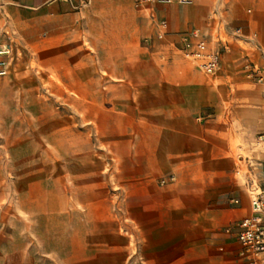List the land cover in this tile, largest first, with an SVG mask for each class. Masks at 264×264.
I'll return each mask as SVG.
<instances>
[{"label": "crops", "instance_id": "0c3cea01", "mask_svg": "<svg viewBox=\"0 0 264 264\" xmlns=\"http://www.w3.org/2000/svg\"><path fill=\"white\" fill-rule=\"evenodd\" d=\"M36 17L46 32L77 25L94 39L104 33V46L134 68L110 72L118 82L109 79L108 89L134 96L126 106L137 113L131 155L149 263L237 264L236 231L226 229L252 211L245 181L264 183V86L243 68L264 64V0H0V26L31 27ZM162 19L169 33L161 40ZM192 29L227 47L216 76L176 52ZM127 82L133 87H122Z\"/></svg>", "mask_w": 264, "mask_h": 264}, {"label": "rangeland", "instance_id": "374dc122", "mask_svg": "<svg viewBox=\"0 0 264 264\" xmlns=\"http://www.w3.org/2000/svg\"><path fill=\"white\" fill-rule=\"evenodd\" d=\"M30 24L0 26V264H150L134 96L108 89L134 68L102 32Z\"/></svg>", "mask_w": 264, "mask_h": 264}, {"label": "built area", "instance_id": "2783aa9c", "mask_svg": "<svg viewBox=\"0 0 264 264\" xmlns=\"http://www.w3.org/2000/svg\"><path fill=\"white\" fill-rule=\"evenodd\" d=\"M147 1L174 2V0H137L139 4ZM187 1L178 0L180 3ZM168 33L167 20H160L158 39H165ZM174 48L185 60L212 77L220 71L223 52L227 49L225 45L220 44L219 40H208L199 29H192L181 34L180 41ZM243 68L253 82L264 86V64L249 60ZM166 182V179H162V183ZM245 187L250 197L252 211L226 231L228 233L236 231L238 250L235 263L264 264V183H261L258 176H253L245 181ZM234 203L238 204L239 199L235 198Z\"/></svg>", "mask_w": 264, "mask_h": 264}]
</instances>
